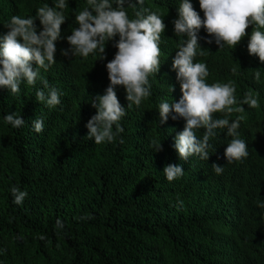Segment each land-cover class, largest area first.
Segmentation results:
<instances>
[{"label": "trees", "instance_id": "16d2710c", "mask_svg": "<svg viewBox=\"0 0 264 264\" xmlns=\"http://www.w3.org/2000/svg\"><path fill=\"white\" fill-rule=\"evenodd\" d=\"M66 2L55 54V66L64 74L55 85L51 70L40 69L62 93L61 103L50 108L36 99L38 89L47 96L40 80L35 86L21 83L19 94L0 89V264H264V159H259L264 131L244 163H222L213 152L208 163L199 156L182 160L174 144L186 121L170 115L161 123L158 112L163 100L182 97L174 69L173 78H164L162 98H146L140 106L128 107L125 89L117 86L127 109L119 122L123 132L114 142L95 144L86 124L96 114L95 98L110 84L106 64L118 51L119 36L107 42L103 60L98 53L61 55L71 47L67 36L79 26L75 16L90 7L87 0ZM180 2L144 0L143 7L160 14L166 25L160 57L176 55L187 38L174 29ZM190 2L203 20L199 0ZM57 3L0 0V26L18 11L35 17L38 8ZM252 27L235 48H220L202 27L198 43L206 52L195 57L208 67L206 83L235 82L240 100L249 91L259 94L258 107L244 105L245 111L235 114L243 117L242 127L257 111L264 113V63L247 48ZM255 70H261L259 81ZM9 113L22 116L25 125L7 124ZM35 119L44 120L40 133L34 131ZM160 144L162 151L156 152ZM214 163L224 168L221 174ZM169 164L182 165L183 177L168 181L163 169ZM12 186L28 193L20 205L13 203Z\"/></svg>", "mask_w": 264, "mask_h": 264}, {"label": "clouds", "instance_id": "9594fccd", "mask_svg": "<svg viewBox=\"0 0 264 264\" xmlns=\"http://www.w3.org/2000/svg\"><path fill=\"white\" fill-rule=\"evenodd\" d=\"M87 4L90 7L75 16L79 26L67 36L71 47L61 55L71 53L72 56L87 58L98 53L99 60H103L106 59L107 42L119 36L115 44L118 51L106 64L110 84L104 95L95 98L93 107L96 114L86 124L88 139L100 145L114 142L123 132L119 122L127 109L118 99L117 86L125 89L128 107L132 104L140 106L146 98H162L164 78H173L175 69L182 97L178 102L163 100L158 105V112L161 123H167L170 115L173 120L182 117L186 121L174 144L179 157L186 161L199 156L202 163H208L213 152L228 165L248 160L250 145H255L264 131V113L257 111L248 120L249 125L243 127L240 124L243 117H235V114L244 112V105L258 107L259 94L249 91L240 100L236 97L235 82L206 83L208 67L197 62L195 57L206 52L198 43V32L202 27L214 37L220 48L225 45L235 48L248 35L246 30L253 26L248 52L264 63V0H199L203 20L190 0H181L174 29L177 36L187 38L172 57H160L161 38L166 25L160 14L143 7L144 0H135V3L133 0H115V6L111 0H87ZM66 7V0H58L55 7L45 4L38 8L35 17L18 11L0 26V89H10L13 94H19L21 83L26 81L28 85L35 86L40 80L43 88L48 90L47 96L43 89H38L36 99L46 100L50 108L61 103L62 93L49 85L41 76L40 69L51 70L55 85L60 80L57 76L64 74L61 67L55 66V54L56 42L62 38L61 26L66 22L63 12ZM129 8L133 10L131 16ZM37 19L42 26L41 31L37 29ZM207 42L212 43V40ZM253 72L259 81L261 70ZM171 91L174 88L170 87ZM4 119L13 128L25 125L22 116L16 113H9ZM32 125L34 131L40 133L44 129V120L35 119ZM197 133L204 134L201 137ZM159 151H162V144L156 152ZM259 159H264V155ZM211 167L217 174L224 170L215 163ZM163 173L171 182L183 177L184 170L182 165L169 164ZM10 191L16 205L22 204L28 195L18 186H12ZM260 206L264 207V203ZM57 226L63 227L60 220H57Z\"/></svg>", "mask_w": 264, "mask_h": 264}, {"label": "bare ground", "instance_id": "6f19581e", "mask_svg": "<svg viewBox=\"0 0 264 264\" xmlns=\"http://www.w3.org/2000/svg\"><path fill=\"white\" fill-rule=\"evenodd\" d=\"M183 43V42H182Z\"/></svg>", "mask_w": 264, "mask_h": 264}]
</instances>
